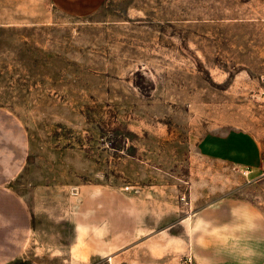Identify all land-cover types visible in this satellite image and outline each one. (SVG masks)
Segmentation results:
<instances>
[{
    "label": "rangeland",
    "instance_id": "rangeland-1",
    "mask_svg": "<svg viewBox=\"0 0 264 264\" xmlns=\"http://www.w3.org/2000/svg\"><path fill=\"white\" fill-rule=\"evenodd\" d=\"M192 218L264 240V0H0V264H133Z\"/></svg>",
    "mask_w": 264,
    "mask_h": 264
},
{
    "label": "crops",
    "instance_id": "crops-1",
    "mask_svg": "<svg viewBox=\"0 0 264 264\" xmlns=\"http://www.w3.org/2000/svg\"><path fill=\"white\" fill-rule=\"evenodd\" d=\"M56 1L68 12L86 13L103 0ZM262 226V220H254L259 236ZM159 241V251L130 250L137 260L133 264H264V240L242 242V218H192L185 233L170 229Z\"/></svg>",
    "mask_w": 264,
    "mask_h": 264
}]
</instances>
